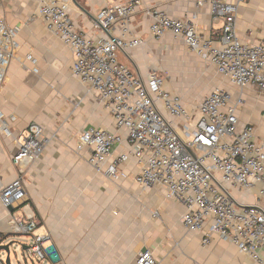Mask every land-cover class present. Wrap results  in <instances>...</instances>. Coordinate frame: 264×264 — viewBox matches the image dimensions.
<instances>
[{
  "label": "crops",
  "instance_id": "0c3cea01",
  "mask_svg": "<svg viewBox=\"0 0 264 264\" xmlns=\"http://www.w3.org/2000/svg\"><path fill=\"white\" fill-rule=\"evenodd\" d=\"M49 1L1 0L0 17L16 30L19 48L0 86V111L14 117L12 136L0 137V189L16 177L11 157L30 123L43 128L47 146L27 171L25 199L10 207L13 212L0 202V245L15 244L10 240V214L30 215L39 222L34 234L47 236L45 246L55 248L57 258L47 264H136L137 255L144 250L152 252L156 264H253L235 246L217 237L203 245L200 234L185 231L181 224L185 208L166 200L161 187H139L134 182L138 172L134 159L121 167L126 178L116 182L87 163L90 150L78 148L83 132L102 129L120 136L121 143L113 146L117 156L129 151L126 131L115 126L101 95L73 76L71 51L49 34L38 15L39 7ZM55 1L66 6L77 31L88 37L121 35L120 26L110 32L97 28L96 16L105 6L124 0ZM198 1L142 0L126 34L140 39L141 44L119 50L118 62L141 80L156 70L166 90L185 93L176 76L188 67L187 57L193 53L170 33L154 38L147 11H163L172 19L194 25L201 37L217 41L222 22L213 20L209 6H198ZM236 35L243 43L264 42V0L240 3ZM217 86L230 94L232 103L240 95L229 82ZM242 94L239 124L252 126L256 140L263 142L264 92L246 89ZM183 100L187 107L196 101ZM246 202L253 203L254 197ZM1 253L5 255L0 252V264H5Z\"/></svg>",
  "mask_w": 264,
  "mask_h": 264
},
{
  "label": "built area",
  "instance_id": "2783aa9c",
  "mask_svg": "<svg viewBox=\"0 0 264 264\" xmlns=\"http://www.w3.org/2000/svg\"><path fill=\"white\" fill-rule=\"evenodd\" d=\"M243 2H197L198 6L206 3L213 20L222 22L217 41L201 37L194 25L172 19L163 11H147L154 38L170 33L240 90L232 103L228 92L215 88L191 107L179 93L164 88L156 70L141 80L118 62L119 50L141 44L140 39L126 34L142 0H124L98 12L96 27L110 32L120 26V36L88 37L77 31L66 6L55 0L43 3L38 15L49 34L71 51L73 76L101 95L115 126L126 131L129 151L117 156L113 146L121 143L120 136L102 129L83 132L78 148L90 150L87 163L116 182L126 178L121 167L134 159L138 166L134 182L143 189L161 187L166 200L182 205L185 231L200 234L203 245L217 237L235 246L253 264H264V141L258 142L255 129L241 126L237 117L244 90L264 92V42L238 39L236 20ZM18 48L16 30L0 17V86ZM13 121V116L0 111V137L12 136ZM16 142L18 150L11 157L16 177L0 189V202L6 209L25 199L27 171L47 146L43 128L34 122L27 126L21 143ZM248 197H254V202L247 203ZM9 225L13 235L32 239L23 250L26 257L40 262L57 258L55 248L45 246L48 237L34 234L39 222L33 216L10 214ZM136 264L156 262L152 252L144 250L137 255Z\"/></svg>",
  "mask_w": 264,
  "mask_h": 264
},
{
  "label": "rangeland",
  "instance_id": "374dc122",
  "mask_svg": "<svg viewBox=\"0 0 264 264\" xmlns=\"http://www.w3.org/2000/svg\"><path fill=\"white\" fill-rule=\"evenodd\" d=\"M187 59L188 67L186 66V69L180 70L176 76V82L186 89V92L180 95L185 100L187 99L189 103L202 98L206 93L217 88V85L221 82L228 84L224 77L216 75L209 64L195 55L192 54ZM10 240L15 241V244L10 247V264H47V262H40L25 256V251L21 249V246H30L32 244V239L29 236L13 235L10 236ZM1 256L5 261L6 256H3L2 253Z\"/></svg>",
  "mask_w": 264,
  "mask_h": 264
},
{
  "label": "water",
  "instance_id": "95a60500",
  "mask_svg": "<svg viewBox=\"0 0 264 264\" xmlns=\"http://www.w3.org/2000/svg\"><path fill=\"white\" fill-rule=\"evenodd\" d=\"M192 157L193 154H192ZM9 212H13V209H11L10 207L8 208ZM14 244H6V245H0V252H3L6 255V260H5V264H10V247L13 246ZM27 249V246H22V250Z\"/></svg>",
  "mask_w": 264,
  "mask_h": 264
}]
</instances>
